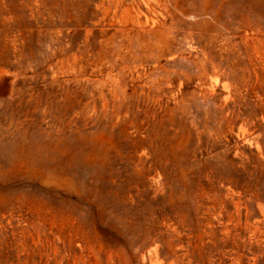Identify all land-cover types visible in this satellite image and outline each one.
<instances>
[{
	"label": "rangeland",
	"instance_id": "rangeland-1",
	"mask_svg": "<svg viewBox=\"0 0 264 264\" xmlns=\"http://www.w3.org/2000/svg\"><path fill=\"white\" fill-rule=\"evenodd\" d=\"M0 264H264V0H0Z\"/></svg>",
	"mask_w": 264,
	"mask_h": 264
}]
</instances>
